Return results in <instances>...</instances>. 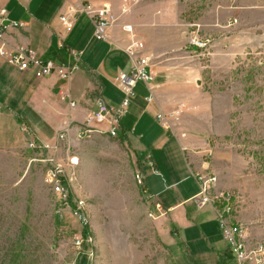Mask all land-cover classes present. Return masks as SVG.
Segmentation results:
<instances>
[{
    "label": "rangeland",
    "instance_id": "374dc122",
    "mask_svg": "<svg viewBox=\"0 0 264 264\" xmlns=\"http://www.w3.org/2000/svg\"><path fill=\"white\" fill-rule=\"evenodd\" d=\"M124 2L136 7L135 23L145 26L148 35L143 41L131 40L141 42L143 51L151 50L153 65L168 64L176 74L170 79L173 90L175 79L183 77L195 88L165 112L184 105L177 115L166 116L170 128L182 115L196 112H205L216 131L226 129L228 122L229 132L210 135L214 154L206 160L222 182L217 188L233 195V221L243 225L251 242H264V0ZM194 76L199 86L189 81ZM194 97L199 103H193ZM17 123L25 144L0 149V264H198L199 255L209 251L190 214L179 222L178 236L168 233L171 219L157 221L143 186L136 182L135 174L142 172L129 146L100 133L74 136L70 146L59 144L55 153L64 164L67 156L76 157L73 168L65 167L71 202H85V230L91 238L76 249L82 227L67 210L59 218L44 182L50 153L27 146L31 139L53 140L60 127L32 130L21 120ZM207 234L218 238L220 264H236L225 255L228 249L218 228Z\"/></svg>",
    "mask_w": 264,
    "mask_h": 264
},
{
    "label": "crops",
    "instance_id": "0c3cea01",
    "mask_svg": "<svg viewBox=\"0 0 264 264\" xmlns=\"http://www.w3.org/2000/svg\"><path fill=\"white\" fill-rule=\"evenodd\" d=\"M74 1L0 0V6L6 8L9 19L23 23L22 27L11 29L5 34L8 49H30L42 60L68 64L77 62L79 65V69L66 81L54 75L36 79L30 72H19L0 57L2 150H15L25 144L17 120L25 122L32 130H38L34 127L59 126L56 135L71 123L68 141L60 142L70 146L75 136V126L83 122L88 112L96 109L99 101L116 107L123 98L116 79L120 74L127 73L131 65L123 49L132 37L143 41L142 38L148 36L145 26L135 23L138 18L136 7L130 8L129 14L125 15L120 13L123 0H83L95 8L108 3L117 16L116 23L108 30L107 41L99 42L93 38L92 25L85 16L77 18L71 31L65 32L61 28L58 17ZM126 24L134 27L131 36L122 30ZM73 52L80 54L78 61L73 58ZM143 55L149 58L154 79L149 86L136 85L135 96L120 121L118 140L129 146L137 166L139 164L144 192L152 203V210L154 204L160 205V211L156 213L157 221L168 216L172 224V230L168 228V233L173 231L178 236L179 222L183 216L187 219L189 214L192 215L200 231V241L209 248V251L199 255L198 264H220L223 257L215 248L218 238L207 236V230L218 227L212 209L209 206L199 208L194 201L199 190L195 175L215 173L211 161L206 160L208 155L214 154L210 135L222 136L228 131L229 124L225 121L226 129L216 131L211 118L206 120L205 112L201 115L196 112L182 115L180 121L173 122L170 129L161 128L156 120L157 114L165 113L179 96H185L195 88L187 84L183 77L181 80L175 79L176 90H173L170 79L176 74L169 70L168 64L158 61L153 65L148 48L147 52L143 51ZM197 80L194 76L189 81L199 86ZM149 96L152 100L147 103L146 98ZM193 103L199 101L194 97ZM205 107L208 109V106ZM202 116L205 117L204 122L198 120ZM55 140L56 136L44 143L54 144ZM147 159L152 160L157 173L144 164ZM217 180V186L222 187L219 177ZM190 244L194 246L195 241ZM168 245L172 251L174 244L171 240ZM225 255L231 257L229 251Z\"/></svg>",
    "mask_w": 264,
    "mask_h": 264
},
{
    "label": "built area",
    "instance_id": "2783aa9c",
    "mask_svg": "<svg viewBox=\"0 0 264 264\" xmlns=\"http://www.w3.org/2000/svg\"><path fill=\"white\" fill-rule=\"evenodd\" d=\"M131 1L137 3L140 0ZM129 11L130 5L126 2L121 4V14H126ZM80 16H85L90 21L93 28V38L99 42L107 41L108 30L117 21V16L112 12L108 3L95 8L83 0H75L73 3H70L64 12L59 15L58 21L61 28L65 32H69L74 28L75 22ZM22 26V22L10 20L6 8L0 6V57L8 65L13 66L19 72H30L36 79L54 75L60 80L65 81L79 69L77 62L68 64L52 60H42L30 49H8L5 42V34L11 29ZM122 30L129 34V36L132 35L133 28L130 24L124 25ZM143 50L144 46L141 42L132 40L124 47L123 51L128 56L131 65L127 73L120 74L116 79L118 87L123 92L121 102L116 107H110L106 103L99 101L96 109L88 112L83 122L75 126L74 135L77 139L85 138L93 132L117 137L120 130L121 118L127 112L131 99L135 96L134 89L136 85L140 83L149 86L154 79V75L149 68V58L143 55ZM79 55L76 52L72 53L76 61H78ZM148 89L150 90L151 88L148 87ZM151 100V96L146 98L147 103L151 102ZM70 104L73 106V103ZM183 109V104H181L178 110L168 114L177 115ZM168 114L159 113L156 116L157 122L165 130L170 129L166 118ZM71 129L72 124H67L64 130L56 135L54 144H45L31 139L27 142V146L32 150L50 153V157L46 161L50 163L51 167L45 174L44 182L50 188L54 197V203L57 207L56 213L59 218H62L65 210H67L70 216L75 218L81 225L82 230L76 236L74 242L76 249H80L90 243L91 238L85 230L88 223L85 202L81 199H75L71 202L70 178L65 167L70 168L75 166L76 161L74 157L67 156L66 160L68 164H64L55 156V153L59 150L60 142L68 141V133ZM21 130L24 129L22 128ZM144 164L151 168L154 173H157L153 168L151 159L145 160ZM135 179L139 185L143 186L142 174H135ZM195 179L199 190L194 197V201L199 208L209 206L212 209L219 233L235 263L264 264V242H251L243 225L233 221V195L217 188V178L213 174L195 175ZM154 210L156 213H159L160 205L154 204ZM148 215L152 216L151 212H148Z\"/></svg>",
    "mask_w": 264,
    "mask_h": 264
},
{
    "label": "trees",
    "instance_id": "16d2710c",
    "mask_svg": "<svg viewBox=\"0 0 264 264\" xmlns=\"http://www.w3.org/2000/svg\"><path fill=\"white\" fill-rule=\"evenodd\" d=\"M142 189H143V191L145 190L144 187Z\"/></svg>",
    "mask_w": 264,
    "mask_h": 264
}]
</instances>
